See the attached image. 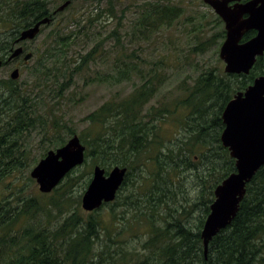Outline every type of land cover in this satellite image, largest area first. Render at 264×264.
<instances>
[{
  "label": "trees",
  "instance_id": "1",
  "mask_svg": "<svg viewBox=\"0 0 264 264\" xmlns=\"http://www.w3.org/2000/svg\"><path fill=\"white\" fill-rule=\"evenodd\" d=\"M63 1L0 0V59H5L22 26L45 16L54 21L56 14L51 7ZM171 1L154 0L143 6L132 24L138 47L180 16L181 5ZM108 4L107 11L113 14L112 1ZM100 15L101 11L91 13L80 25L81 19L75 14L70 20L52 23L56 26L44 36L42 50H31L37 63L32 70L36 88L44 82L45 93L50 83L52 98L64 97L75 74L90 68L106 52L110 37L119 43L118 28H114L89 50L68 59L67 52L77 43L79 33L91 28ZM74 20L77 25L69 28ZM217 23H223L218 16ZM49 25H43L39 35ZM217 28L206 39L196 34L198 41L192 54L204 53L224 39V28ZM254 34L248 31L242 40ZM130 42L127 40L126 46ZM164 48L159 58L148 60L121 43V49L113 55L112 73L95 71V76H85L86 86L109 82V78L121 83L134 76L140 81L132 82L128 94L107 100L87 113L83 118L86 127L78 134L66 124H58L44 98L33 100L15 81L0 79V183L11 177L0 191V264H264V165L246 184L235 217L213 236L206 253L201 238L215 186L235 171V160L220 142L224 127L221 113L237 91L264 75V53L256 58L248 74H226L217 65L205 67L191 83L180 82L174 88L175 95H168L171 91L161 92L168 81L164 67L171 56L168 44ZM23 49L28 50L26 46ZM67 61L73 66L65 67ZM70 99L78 102L82 97ZM42 108L52 113V133L46 116L39 112ZM62 127L71 135L77 134L85 146L83 164L127 168L120 191L130 179L133 189L116 203L123 210L119 212L110 202L103 204L108 206L105 210L95 209L85 217L75 206L65 211L70 204H79V199L70 195L71 187L83 175L84 185L91 177V171H83L75 178L79 167L66 174L52 194H23L24 183L18 173L34 162L28 159L26 135L37 129L49 139L47 150L54 149L65 143L58 135ZM190 169L194 170L191 177L198 190L195 200L181 195L185 187L180 174ZM199 206H203L202 213L191 225L190 214ZM52 208L64 216L52 213Z\"/></svg>",
  "mask_w": 264,
  "mask_h": 264
},
{
  "label": "rangeland",
  "instance_id": "2",
  "mask_svg": "<svg viewBox=\"0 0 264 264\" xmlns=\"http://www.w3.org/2000/svg\"><path fill=\"white\" fill-rule=\"evenodd\" d=\"M111 1L113 3V14L107 11V8L110 7L108 4L109 0H76L71 7H66L63 11L56 13L54 21H52L50 23L51 25H49V27L44 30V33L38 35L34 40L25 42V46L30 51L36 50V48L42 50L44 36L50 31V28L55 25L52 24L53 22L57 25L61 19L70 20L72 15L75 14L77 18L81 19L78 23V25H80V23H84V20L86 21V18L91 13L94 15L98 11H101V15L94 20L92 27L79 33V39L77 43L73 45L72 48L67 52L69 59L70 57H76L80 53H84L85 51L89 50L99 37L107 36V34L110 33L112 29L118 28L119 34L117 36L119 43H117L113 37H110L106 42V52L100 55L97 58L96 63L91 64L90 68L87 67L83 71L75 74L73 82L69 83L68 87H66L64 97H55V99H53L52 95L54 93H50V89L53 86L50 83L46 84L47 90L45 93L42 91L45 89L42 86L44 82L41 83L40 88H36L34 86L35 79L32 70H34V67L37 66L34 58L25 63L22 61V59H20L19 62L14 64V67H18L20 72L18 79L14 80L19 88H21L25 94L28 93L30 97L33 98V100H35L36 97L37 101L38 99L42 98L48 101L47 105H51L52 112L56 116L58 124H66L68 127L74 128L77 134L86 127V121L83 120V118L87 113L91 112L107 100L115 99L117 97L119 98L128 94L133 89L132 82L136 79V82L140 81L138 77H134L132 74V77H130L129 80H125L121 83H116L112 78H109V82L96 81L93 84L87 86L84 84V77L95 76V71H99V73L102 75H105L106 73H112L111 62L113 60V55L115 54V51L121 49V43H123L126 48L137 51V55L140 57H148V60L159 58L165 52V44H168L169 51H171V56L168 58V66L164 67V70L168 75V81L161 90L163 93L166 91H171V93H167L168 95H175L176 91H174V88H176L180 82L186 81L187 83H191L193 78L202 70H204L205 67L217 65L222 70L224 67V63L221 61L218 55L220 45L224 39H222V41H220L218 44L210 46L204 53L192 54V49L195 47L198 41L196 38L197 33H199L201 39H206L209 35L219 29L217 26L224 27L223 23L222 25L217 23L216 26L215 19L217 15L214 13L211 7L203 2V0H172L170 4L177 2V4L181 5L182 12L180 16L170 26L163 27L161 30L155 32L152 39L141 44V48L138 47V44L136 43V36L132 34V24L133 21L139 15H141L143 6L154 0ZM163 1L166 2L167 0ZM58 4L60 3H57L54 7H51V10H54ZM76 25L77 22L74 20L71 22V26H69V28L75 27ZM127 40H131L128 46H126ZM143 51L145 54H143ZM8 55H5V59ZM47 64L49 65V62ZM68 64L69 62L67 61L66 64L63 65L66 67ZM69 65L73 66L71 63ZM61 66L62 63L59 62L58 67ZM143 66H145V64H143ZM14 67L11 66L10 68H7L0 66V79H8L9 74ZM161 92L157 93V97ZM80 97H82V99L78 102L70 99H79ZM56 99L58 102L54 103ZM44 109H40L39 112L46 116V122L49 125V131L52 133L54 132V129L50 124L51 121H54L52 120V113L45 111ZM58 131V135L64 138L65 142L72 136L69 134L66 128H59ZM25 139L27 140V148L30 149L28 159L34 162L30 163V166H25L24 169H22L18 174L20 181L24 183L23 194L36 195L41 192L38 190L36 181L30 177V170L42 157L41 154L45 152L47 147H49L51 144L49 143L48 137H42L41 133H39L37 129L31 130L26 135ZM90 162L91 161L89 160V163ZM93 166L94 165L90 163L89 166L82 164L79 166V168L77 167L78 169L75 172L76 175H74L75 178H77L78 175H80V173L83 171H92ZM112 166L113 165L110 164L109 166H106L107 171H109ZM193 171L190 169L181 172L180 176L183 178L182 183L185 187V192L181 195H185L187 199L195 200V196L197 194L196 192L198 190L195 187V178L191 177ZM90 176L91 172L88 177ZM83 177H85V175H83ZM83 177L78 178V180L75 182V185L71 187L70 190V195L74 199H79V204H70V206L66 208L65 211L70 210V207L73 208L75 206V208L78 207L79 214L85 217L87 215V211H84L81 207V196L86 187V185H84L85 180H83ZM10 178L11 177H7L2 181L5 182ZM131 181V179L128 180V183L118 193L115 200L112 201L115 204V209L119 212L123 209L120 207V205L117 206L116 203L123 201V198L128 195L131 188ZM4 182L0 183V191L3 190L2 186L5 184ZM83 185L84 187H82ZM132 189L133 188H131V190ZM46 194H52V192ZM179 200H181L180 197ZM107 207V205H102L100 208H98V210L103 211ZM202 210L203 206L193 209V213L190 214L191 225L197 223V218L201 215ZM52 213H56L60 217L64 216L63 214L58 213L57 209L55 208H52ZM128 214L129 213H126L125 216Z\"/></svg>",
  "mask_w": 264,
  "mask_h": 264
},
{
  "label": "water",
  "instance_id": "3",
  "mask_svg": "<svg viewBox=\"0 0 264 264\" xmlns=\"http://www.w3.org/2000/svg\"><path fill=\"white\" fill-rule=\"evenodd\" d=\"M224 24L225 38L219 48V58L227 74H248L256 58L264 53V0H203ZM70 0L59 4L53 14L64 10ZM45 16L22 28L15 41L33 40L42 25L51 22ZM255 34L242 40L245 33ZM23 55L24 62L32 57L31 51L22 46L10 49L5 61ZM3 60L0 59V66ZM10 79L19 77L14 68ZM224 127L220 134L223 147L235 160V171L221 180L214 188V199L201 229V238L206 253L209 241L220 230L226 228L235 217L246 192V184L264 164V75L254 78L244 90L236 92L225 104L221 113ZM85 159V146L77 134L72 135L63 145L50 149L30 170L41 193L51 192L73 168ZM127 168L113 166L109 171L96 164L90 180L81 196V207L93 211L103 203L115 199L121 187Z\"/></svg>",
  "mask_w": 264,
  "mask_h": 264
},
{
  "label": "flooded vegetation",
  "instance_id": "4",
  "mask_svg": "<svg viewBox=\"0 0 264 264\" xmlns=\"http://www.w3.org/2000/svg\"><path fill=\"white\" fill-rule=\"evenodd\" d=\"M31 24H33V23H31ZM22 27H24V26H22ZM20 29H21V28H20ZM16 38H17V34H15L14 39L12 40L11 48H10V49H12V48H14V47H17V46H22V47H24V45H25V41H22V42H18V43H17V42L15 41ZM10 49H9V52H8L6 55H8V54L10 53ZM21 58H22V55H19V56L15 57V58H13V59L7 61V62H4V63L1 65V67H7V68H10L11 66L14 67V64L17 63V62H19V60H20Z\"/></svg>",
  "mask_w": 264,
  "mask_h": 264
}]
</instances>
